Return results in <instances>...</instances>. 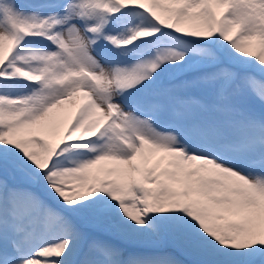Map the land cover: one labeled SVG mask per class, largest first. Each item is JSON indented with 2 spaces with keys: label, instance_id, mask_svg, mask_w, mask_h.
Segmentation results:
<instances>
[{
  "label": "snow or ice",
  "instance_id": "6c2138e0",
  "mask_svg": "<svg viewBox=\"0 0 264 264\" xmlns=\"http://www.w3.org/2000/svg\"><path fill=\"white\" fill-rule=\"evenodd\" d=\"M0 264H264V0H0Z\"/></svg>",
  "mask_w": 264,
  "mask_h": 264
},
{
  "label": "rangeland",
  "instance_id": "374dc122",
  "mask_svg": "<svg viewBox=\"0 0 264 264\" xmlns=\"http://www.w3.org/2000/svg\"><path fill=\"white\" fill-rule=\"evenodd\" d=\"M177 258H178V259H181V260H185V259H187L186 257L179 256V255L177 256Z\"/></svg>",
  "mask_w": 264,
  "mask_h": 264
}]
</instances>
